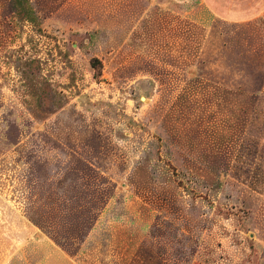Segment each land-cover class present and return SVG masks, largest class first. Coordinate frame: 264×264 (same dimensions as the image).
Wrapping results in <instances>:
<instances>
[{"label": "rangeland", "instance_id": "rangeland-1", "mask_svg": "<svg viewBox=\"0 0 264 264\" xmlns=\"http://www.w3.org/2000/svg\"><path fill=\"white\" fill-rule=\"evenodd\" d=\"M0 264H264V0H0Z\"/></svg>", "mask_w": 264, "mask_h": 264}, {"label": "trees", "instance_id": "trees-1", "mask_svg": "<svg viewBox=\"0 0 264 264\" xmlns=\"http://www.w3.org/2000/svg\"><path fill=\"white\" fill-rule=\"evenodd\" d=\"M96 62H98V61L95 60L94 63H96Z\"/></svg>", "mask_w": 264, "mask_h": 264}]
</instances>
